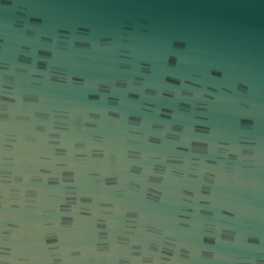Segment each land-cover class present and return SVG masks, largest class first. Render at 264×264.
I'll use <instances>...</instances> for the list:
<instances>
[{"label":"water","instance_id":"obj_1","mask_svg":"<svg viewBox=\"0 0 264 264\" xmlns=\"http://www.w3.org/2000/svg\"><path fill=\"white\" fill-rule=\"evenodd\" d=\"M0 264H264V0H0Z\"/></svg>","mask_w":264,"mask_h":264}]
</instances>
